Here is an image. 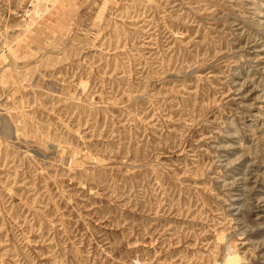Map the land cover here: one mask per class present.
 <instances>
[{"label": "rangeland", "instance_id": "rangeland-1", "mask_svg": "<svg viewBox=\"0 0 264 264\" xmlns=\"http://www.w3.org/2000/svg\"><path fill=\"white\" fill-rule=\"evenodd\" d=\"M0 264H264V0H2Z\"/></svg>", "mask_w": 264, "mask_h": 264}, {"label": "built area", "instance_id": "built-area-1", "mask_svg": "<svg viewBox=\"0 0 264 264\" xmlns=\"http://www.w3.org/2000/svg\"><path fill=\"white\" fill-rule=\"evenodd\" d=\"M1 2H2V0H0V6H1Z\"/></svg>", "mask_w": 264, "mask_h": 264}]
</instances>
